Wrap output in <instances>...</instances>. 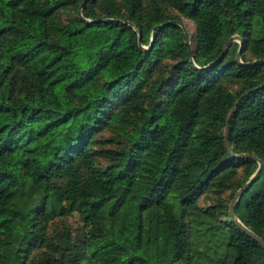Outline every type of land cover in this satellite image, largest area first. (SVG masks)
I'll return each mask as SVG.
<instances>
[{
    "label": "trees",
    "instance_id": "obj_1",
    "mask_svg": "<svg viewBox=\"0 0 264 264\" xmlns=\"http://www.w3.org/2000/svg\"><path fill=\"white\" fill-rule=\"evenodd\" d=\"M263 84L264 0H0V264H264Z\"/></svg>",
    "mask_w": 264,
    "mask_h": 264
},
{
    "label": "water",
    "instance_id": "obj_2",
    "mask_svg": "<svg viewBox=\"0 0 264 264\" xmlns=\"http://www.w3.org/2000/svg\"><path fill=\"white\" fill-rule=\"evenodd\" d=\"M166 24H169V22H167ZM161 25H157L155 26V30L158 29V27H160ZM182 26L184 28V31L185 33L187 34V37L188 39L190 38V33L185 25V23H182ZM239 36L235 35L233 37H231L229 39V41L227 42L226 46H228L232 41L234 40H239ZM241 40V39H240ZM189 45H190V48H191V42L189 41ZM238 58L241 60V48L238 52ZM262 87H264V84L262 85ZM240 100V99H239ZM239 100L237 101V103L239 102ZM233 111L234 109L231 110L229 116H228V119H227V125H226V128H225V135H226V145H227V148L229 149V145H228V132H229V125H230V120L232 118V114H233ZM242 156H249V154H243ZM254 158H256L258 161H259V168L258 170L256 171V173L251 177V179L237 192V194L235 195L234 199L232 200L231 202V205H230V213H231V216L232 218L235 220L236 223H238L241 227H243L246 231H248V233H250V235L252 237H254L255 239H257L261 244L264 245V239H262L261 237H259L257 234H255L253 231H251L250 229H248L243 223L242 221L235 215L234 213V204L235 202L241 198V196L244 194V192L251 186V184L259 177L260 173H261V170L263 168V161L262 159L260 158H257L256 156H252Z\"/></svg>",
    "mask_w": 264,
    "mask_h": 264
},
{
    "label": "rangeland",
    "instance_id": "obj_3",
    "mask_svg": "<svg viewBox=\"0 0 264 264\" xmlns=\"http://www.w3.org/2000/svg\"><path fill=\"white\" fill-rule=\"evenodd\" d=\"M185 25L189 31L190 34H193L194 31H195V26L192 22L188 21V20H185Z\"/></svg>",
    "mask_w": 264,
    "mask_h": 264
}]
</instances>
